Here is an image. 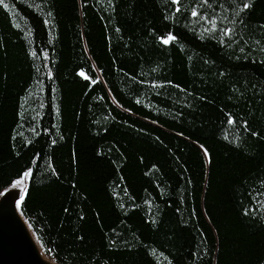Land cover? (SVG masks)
I'll list each match as a JSON object with an SVG mask.
<instances>
[{
	"label": "trees",
	"instance_id": "16d2710c",
	"mask_svg": "<svg viewBox=\"0 0 264 264\" xmlns=\"http://www.w3.org/2000/svg\"><path fill=\"white\" fill-rule=\"evenodd\" d=\"M245 3H0V193L30 171L47 254L264 264V0Z\"/></svg>",
	"mask_w": 264,
	"mask_h": 264
},
{
	"label": "water",
	"instance_id": "95a60500",
	"mask_svg": "<svg viewBox=\"0 0 264 264\" xmlns=\"http://www.w3.org/2000/svg\"><path fill=\"white\" fill-rule=\"evenodd\" d=\"M28 187L29 180L26 186H10L0 193V264H61L46 256L25 221L21 204Z\"/></svg>",
	"mask_w": 264,
	"mask_h": 264
},
{
	"label": "snow or ice",
	"instance_id": "6c2138e0",
	"mask_svg": "<svg viewBox=\"0 0 264 264\" xmlns=\"http://www.w3.org/2000/svg\"><path fill=\"white\" fill-rule=\"evenodd\" d=\"M2 2H3V0H0V3H2ZM205 2H206V0H205ZM251 2H252V0H248V3H245V4L243 5V8H244V9H248V8H250V7H251ZM192 15H193V16H197L198 13H197L196 11H193ZM210 23L213 24V29H212V30H214V29H215V23H214V22H210ZM232 33H233V29L228 28V29H224V30H223L222 35H223V36H231ZM161 39H162L163 44L167 45V44H169V43L175 41V40H176V37L173 36V35H171V34H169L166 38H161ZM81 75L83 76L84 73H81ZM86 78H87V77H86ZM230 123H231V121H230ZM29 175H30V171H29V172H26V173L24 174V178H27ZM23 183H24V179H20V180H17V181L15 182V184H16L17 186H21V185H23Z\"/></svg>",
	"mask_w": 264,
	"mask_h": 264
},
{
	"label": "bare ground",
	"instance_id": "6f19581e",
	"mask_svg": "<svg viewBox=\"0 0 264 264\" xmlns=\"http://www.w3.org/2000/svg\"><path fill=\"white\" fill-rule=\"evenodd\" d=\"M21 213H22V212H21ZM25 221H26L27 225L29 226V228L31 229L32 233L34 234L35 239L37 240V242L39 243V245H40V247H41V249H42L43 247H42V245H41V243H40L38 237L36 236L34 230L32 229L31 225L29 224V222H28L26 219H25ZM46 256H47L50 260H52L53 262L57 263L56 260H55V258H54L53 256H51V255H47V254H46Z\"/></svg>",
	"mask_w": 264,
	"mask_h": 264
},
{
	"label": "rangeland",
	"instance_id": "374dc122",
	"mask_svg": "<svg viewBox=\"0 0 264 264\" xmlns=\"http://www.w3.org/2000/svg\"><path fill=\"white\" fill-rule=\"evenodd\" d=\"M29 177H30V175L27 177V178H24V176L22 177V178H20V179H24V183H23V185H21V186H26V184L28 183V180H29ZM20 179H18V180H20ZM17 181V180H16ZM15 181V182H16ZM15 182L13 183V185L12 186H17L16 184H15ZM35 232V231H34ZM36 234V233H35ZM43 247V246H42ZM47 255H49V254H47Z\"/></svg>",
	"mask_w": 264,
	"mask_h": 264
}]
</instances>
